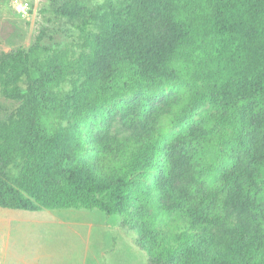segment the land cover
<instances>
[{
	"label": "trees",
	"instance_id": "trees-1",
	"mask_svg": "<svg viewBox=\"0 0 264 264\" xmlns=\"http://www.w3.org/2000/svg\"><path fill=\"white\" fill-rule=\"evenodd\" d=\"M46 11L91 29L78 52L45 46L44 26L0 52L20 103L0 113V207L117 216L150 264H264V0Z\"/></svg>",
	"mask_w": 264,
	"mask_h": 264
},
{
	"label": "rangeland",
	"instance_id": "rangeland-1",
	"mask_svg": "<svg viewBox=\"0 0 264 264\" xmlns=\"http://www.w3.org/2000/svg\"><path fill=\"white\" fill-rule=\"evenodd\" d=\"M92 4H105L112 0H89ZM48 0H0V52L17 48H28L34 41L39 29L46 27L43 44L52 48H64L66 45L77 52L88 24H71L62 21H47L50 14L46 11ZM168 93V92H167ZM143 96H137L134 103L139 106ZM165 96L155 97L149 105H163ZM18 101L4 97L0 92V113L6 117L19 106ZM114 131L120 135L129 131L121 126L118 116ZM51 210V209H50ZM67 216L79 213L76 209H66ZM42 211V212H41ZM61 213L64 209H55ZM75 211V212H73ZM92 217L87 221L74 222L67 217V223L55 219L48 210L28 211L0 207V232L11 230L12 239H21L20 244L36 247H61L67 244V252L75 253V248L89 247L88 254L105 250L107 260L104 264H150L146 253L136 246L133 238L135 230L122 226L117 216L107 215L99 210H82ZM12 213L14 218L4 215ZM16 218V219H15ZM1 220H3L1 222ZM16 242L11 241V245ZM18 244V243H17ZM95 254V253H94ZM76 256H69L67 264H79Z\"/></svg>",
	"mask_w": 264,
	"mask_h": 264
},
{
	"label": "crops",
	"instance_id": "crops-1",
	"mask_svg": "<svg viewBox=\"0 0 264 264\" xmlns=\"http://www.w3.org/2000/svg\"><path fill=\"white\" fill-rule=\"evenodd\" d=\"M47 210L55 219L63 223H67V217H70V220H75L74 222H82L87 221L86 217L93 218L95 216V214L88 215L90 213H85L82 210L78 211L79 213H71L68 216L66 209L60 211L61 213H56L55 209ZM0 214L2 215L3 213L0 212ZM4 215L14 218L12 213L4 212ZM11 233V230L8 228L4 229V234L2 231L0 232V264H67V259L72 255L76 256V260L80 261L79 264H104V259L107 260V255L103 248H100L101 251L90 255L87 251L92 249L89 247H85L84 249L75 248L74 254L68 253L67 244L61 247H42L37 245L36 247L29 248V246L26 247L24 244H20L21 239L17 241L13 240ZM11 241L16 242V244L11 245Z\"/></svg>",
	"mask_w": 264,
	"mask_h": 264
}]
</instances>
